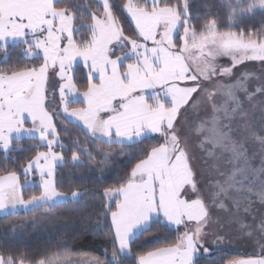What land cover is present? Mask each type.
Instances as JSON below:
<instances>
[{"label": "snow or ice", "instance_id": "1", "mask_svg": "<svg viewBox=\"0 0 264 264\" xmlns=\"http://www.w3.org/2000/svg\"><path fill=\"white\" fill-rule=\"evenodd\" d=\"M198 3L94 0V5L61 6L60 0H0V64L8 65L12 49L19 45L24 48L18 57L42 58L31 67L19 63L0 67V148L7 159L10 151L23 150L19 142L24 138L38 137L39 143L29 145V150L47 147L22 166L25 176L39 173L38 196L23 198L22 189L35 185L27 181L21 185L17 171L0 175V213L12 214L18 206L51 209L79 202L87 189L69 184L70 192L58 190L57 164L82 166V157L87 156L101 173L108 166L111 150L93 148L88 140L62 142L53 123L54 114L62 109L83 122L93 142L130 147L153 133L163 137L149 149H135L144 153L142 158H136L118 186L104 189L107 202L101 215H111L113 250L106 261L86 264H124L132 257L135 238L153 223L165 221L182 225L184 231L166 246L137 254L135 264H197L201 255H211L209 245L225 243L221 212L227 214L228 225H238L240 238L255 237L259 244L258 252L224 264H264V212L257 210V202L264 208V160L259 167L252 166L246 147L248 141L258 144L264 157V0H220L227 13L223 31L221 18L210 6L199 22ZM117 12L130 16L133 35H125ZM257 15L260 20L252 23ZM249 23L251 28L233 30ZM82 29L88 30L86 38L77 40ZM221 57H229L230 64L218 63ZM77 58L87 70L82 93L74 82ZM249 61L260 64L259 73L245 68L238 74L237 67ZM53 73L60 81L58 105L54 82L51 94L48 91ZM225 77L231 82H224ZM81 97L84 107L70 109ZM29 118L30 128L25 127ZM195 149L207 157L203 163L210 178L205 189L196 179ZM68 151L71 155L66 158ZM97 156L103 158L97 161ZM96 180L102 183L103 176ZM249 215L252 219L246 222ZM99 226L97 221L92 230ZM0 264L71 261L60 252L36 260L28 259L26 252L7 256L0 252Z\"/></svg>", "mask_w": 264, "mask_h": 264}, {"label": "trees", "instance_id": "2", "mask_svg": "<svg viewBox=\"0 0 264 264\" xmlns=\"http://www.w3.org/2000/svg\"><path fill=\"white\" fill-rule=\"evenodd\" d=\"M72 2L77 3H90L94 5V0H60V5L63 6L64 4H68L71 6ZM117 4H123L124 0H115ZM173 2H176V0H173ZM211 7V11L215 14H217L221 18V24L220 28L221 30H227V13L226 10L220 7V0H199V3L197 5L199 9V14L201 17V20L199 22H203V19L205 18V13L208 7ZM197 9L194 7L193 11H196ZM117 15L120 16L122 26L125 30V35H133L134 26L132 22L129 20L128 16L125 12H117ZM260 20V16L257 15L255 21L252 23L258 22ZM90 22V21H85ZM77 24L80 23L79 14L76 21ZM192 23L196 24L198 21L193 20ZM252 23H249L247 25L243 24H237V27L233 30H239L240 27H252ZM87 29H82L80 32H78L75 36L77 40L85 39V34L87 33ZM21 51L20 47H16L12 49V55L8 61V65H11L13 63H19L20 66L27 65L28 67L33 66V64L39 65L42 62V59H29L24 56H19L17 53ZM8 65L0 64V67H6ZM75 71V80L77 81L78 88L79 89H86L87 86V78L85 76V73L82 68H76ZM77 77V79H76ZM69 129H75L74 124L68 123ZM75 131L80 132L84 137H86L87 140H91L90 135L80 129L77 128ZM152 138L149 137L148 139L143 140L139 144L131 145L130 147L127 145H107L109 147H122L127 148L131 150V155L120 161L115 166H107V171L105 177H103V182H99L96 180V175L90 174L89 171H86L78 176L76 172H73L70 175L65 174H57L56 175V184L58 187V190L64 191V192H70L72 189L69 188V184L73 185V188H81L87 189L88 193H97L99 196L102 194L104 189L106 187L110 186H118L121 179L126 177V173L130 171V168L132 164L136 162V158H142L144 155L143 152L134 151L138 148H144L149 149L152 145L157 144V140H155L153 143H149V140ZM100 143V141H97ZM20 145L23 146V150H12L8 153V158L5 159V152L0 151V175H3L6 173V171H17L20 179L21 185H24L26 181H28V176H25V174L22 171V166H25L27 164V161L35 155L37 151H43L47 149L46 146L36 148L32 147L29 150V145H35L38 142V140H31V139H22L20 142ZM64 143V142H63ZM65 144H68L67 142ZM13 149L16 148V142L13 141L12 145ZM55 151L59 152L60 148L59 146H56ZM64 155L67 157H70L71 152L68 151L64 153ZM6 166V167H5ZM83 166V165H82ZM64 167H68L72 169L73 171H77V166H70L68 163L63 164L62 166H58V170H61ZM110 167V169H109ZM41 192L40 187H24L22 189V195L23 198L29 199L31 196L36 195L38 196ZM85 193V192H84ZM101 199V198H100ZM92 199L88 202L90 204L92 201L98 202V200ZM79 202L81 200L79 199ZM66 203H73L71 201ZM66 203H60L57 204L59 206L65 205ZM106 203V202H105ZM112 207H115V199L114 201H111ZM88 205H84V207H87ZM95 206V205H94ZM104 204H100V207L94 209V211H89L91 214L95 215V221H99V228L97 230L93 231V227H88L84 229H79L75 233H71L69 237L67 238L65 243H61V241L57 237H48L44 235H35L32 237H14L12 234L8 233L5 228V222L8 218L18 215L17 214H8L0 216V252H2L5 256L9 254H19L20 252H26L28 254V259L30 260H36L43 256L50 255L53 252H60L61 254H85V255H91L95 258H98L102 261H106L108 258L111 257V253L113 250V244L111 243V239L109 236V228L111 225L110 221V213H107L105 215H101L103 212ZM36 210H32L27 215H33L35 214ZM20 214H23L22 212ZM76 214L72 212V220L77 219V214L80 216V213L78 212ZM180 231L178 229L169 227L165 223H153L152 227L144 233H141L139 236H137L132 243V257L131 258H125L124 264H135L134 257L139 254L140 252L149 251L154 248L163 247L166 246L168 243L174 241L175 237ZM223 256L224 260H221L220 257ZM240 255L233 252H227V251H214L211 253L210 256H204L201 255L197 261V264H224L225 260L232 259V258H239Z\"/></svg>", "mask_w": 264, "mask_h": 264}, {"label": "rangeland", "instance_id": "3", "mask_svg": "<svg viewBox=\"0 0 264 264\" xmlns=\"http://www.w3.org/2000/svg\"><path fill=\"white\" fill-rule=\"evenodd\" d=\"M126 15H127V13H126ZM128 18L131 21L130 16H128ZM132 24L135 28L134 22H132ZM19 47L22 50L24 48V45H19ZM149 47H151V43H149ZM119 54H120V51L117 50V55H119ZM29 59H31V58H29ZM128 62L129 61H125V63H128ZM230 62L231 61H230L229 57H221L218 60V63L223 64V65L230 64ZM76 68H82L84 73H85V76L87 78V70L84 69L82 58H77V60L73 62V69H76ZM245 68H247L249 70L255 69L257 71V73H259L261 66L257 62L249 61V62H246L245 66L243 68L238 66L236 71L239 74V72L244 71ZM56 70L58 71L59 69L57 68ZM49 71H50V73L52 72L51 68L49 69ZM76 79H77V77H76ZM53 82H54V87H55V91H56V101L54 102V104L58 105L60 81H59V77L55 76L54 73L50 77V83L48 85L49 94H51V92L53 90ZM74 82L77 84L76 80ZM224 82L227 83V82H231V81H229L228 78L225 77ZM253 87H255L254 84H253ZM77 88H78V84H77ZM85 90L86 89L82 90V89L78 88V91L80 93H82ZM82 100H83V97H81L80 100H78L76 103L70 104V106H69L70 109L71 108L84 107ZM209 112H210V109H209ZM53 123L56 126L57 132H58L62 142H64V143L67 142L68 144H70L72 140L79 139L83 143L85 140H87L86 137H84V135H82L78 131H75L77 128H80V129L87 132V130L85 129V127L83 125V122L79 121L78 118H76V117H71V116H67V115L63 114L62 109L60 110L59 113L54 114ZM68 123L74 124L75 129L70 130ZM25 127H28V128L32 127V122H31L30 118L27 120ZM151 136H152V138L149 140V143H153L155 140H157L158 143L163 142V137L160 136V134L153 133V134H150L149 137H151ZM49 138H51V137H49ZM24 139H28V138H24ZM37 140H38V137H37ZM88 141L92 143L93 148L99 146V147L105 148L106 150H111L113 152V155L108 160V166H110V167L115 166L120 161L128 158L129 155H127V154H129V153L131 154V150L127 149V148L109 147V146L101 144L97 141H94V142L91 140H88ZM38 142H39V140H38ZM208 147L211 148V145H208ZM246 147L249 149V152H248L249 163L254 167H259L262 163V160H264V157H261V155H259L260 146L256 143H253L252 141H248ZM121 150H123L125 155H121ZM0 151L4 152V150L2 148H0ZM43 151H47V149H45ZM217 153H218V155L220 154L219 150H217ZM195 155L197 157V159L194 161L195 170L197 172V175L200 176L203 180L202 184L200 185L202 188L201 187L200 188L205 189L206 185L208 184L209 178H210L209 175L207 174V172L205 171V166L203 163V160L206 159L207 157H205V155L199 149H195ZM102 158H103L102 156L96 157L97 161H99ZM82 159L85 161V163L83 166H77L78 167V168H76L77 171H73L72 169H70L68 167H64L62 169V171L58 170L59 169L58 166H60V164H57L56 169H55L56 175L59 173L61 174V172H62V174H65V175H70L73 172H76V174H78V176H79L86 171H89L90 174L96 175V177H100V176L105 177V175H107L106 174V171L108 169L107 167H105L104 171L101 173L99 166L97 164L91 162L87 156H83ZM209 162H211V161H209ZM90 163L92 164L91 167H89ZM110 167H109V169H110ZM31 174L32 173H30L28 175H31ZM34 187H39V186L35 185ZM103 193H102V196H104ZM100 198L101 197L97 193H88L86 191L84 193V195H82L80 197L81 202L71 203V204L66 203L65 205H62V206L56 205L55 207H53L51 209H48V207L46 205H41L39 207V209L37 211H35V214L30 215V216L27 215V213H29L32 210H36L37 208H33L31 210H25L23 207L18 206L17 210L15 211L14 214H17V213H19V214L8 218L5 222V228H6V231L8 233L12 234V236L21 237V236H17V235L22 234L23 228H26L27 225L31 221L35 222L37 228L43 227V226L51 228V226L52 227H56V225L61 226L62 223L68 225L70 222V214L69 213L70 212H73V213L76 212V214H77L79 212L80 216H78V214H77V219L74 221V224H73V231H71V232L67 231V233H62L61 235H59V237H57L60 241L62 240L61 243H65L67 238L69 237V235L71 233H75L76 231H78L81 228L84 229V228L93 227L96 225L95 215L91 214L89 211L92 212V211H94V209L100 207V204H102V199H100ZM92 199L93 200L96 199V200H98V202L92 201L90 204H88V202ZM112 201H114V199ZM85 204L88 206L84 207ZM257 210L260 212H264V208H261L259 206L258 202H257ZM21 212L23 214H20ZM221 213H223V212H221ZM76 214L74 216H76ZM223 214L226 217H228L226 213H223ZM1 216H3V215H1ZM249 216H251V215H249ZM226 224L227 223L225 222V226H224L225 228H227ZM29 225H31V224H29ZM14 232H16V234ZM23 237H26V235L22 236L21 238H23ZM220 251H225V250H220ZM227 252H231V251H227ZM233 253H235V252H233ZM237 254H239V253H237ZM62 255H64V254H62ZM66 255L69 257L71 264H82V262H83V264H86V262L89 260L98 259V258H95L91 255H85V254H77V255L76 254H66ZM239 255H240V257H242L241 254H239Z\"/></svg>", "mask_w": 264, "mask_h": 264}, {"label": "crops", "instance_id": "4", "mask_svg": "<svg viewBox=\"0 0 264 264\" xmlns=\"http://www.w3.org/2000/svg\"><path fill=\"white\" fill-rule=\"evenodd\" d=\"M31 175H27L28 176L27 183L39 186L40 181H41V177H40L39 173L36 172L32 176ZM196 179L198 181V186L201 187L200 185L203 182L202 178L197 175ZM55 180H56V177H55ZM189 193L191 195V189L190 188H189ZM100 197L102 199L103 204H105V202H107L105 197L102 196V194L100 195ZM192 198H195L194 195H192ZM26 200H28V199H26ZM69 214H70V222L68 225L62 223L61 226L56 225V227L51 226V228L43 226V227L37 228L35 222L31 221L29 223L31 225L28 224L29 226L27 225L26 228H23V233L18 234L17 236L22 237V236L26 235V237H32L35 235H44V236H48V237H52V236L53 237H59V235H61L62 233H67V231L71 232V231H73V224H74L75 220H72V218H71L72 212H70ZM1 215H4V214L0 213V216ZM219 215L222 217L223 222L227 221L228 217H226L223 213H219ZM162 219H163V217H161V220ZM214 219H215V217H214ZM251 219H252L251 216H247L246 222H250ZM110 221H111V215H110ZM163 223H165L169 227L178 229L180 232L184 231V227L182 225L176 226L174 224H169L166 221ZM226 226H227V228L224 227L222 232H221V234L225 236V243L223 245H218V246L209 245L213 249L212 252L225 250V251H231V252L239 253L242 255V257H247L248 255H252V254L259 251V244L256 243L255 237H253L252 239H248L247 237L240 238V235L237 231L238 225L226 224ZM214 227H218V226H214ZM14 233L16 234V232H14Z\"/></svg>", "mask_w": 264, "mask_h": 264}]
</instances>
